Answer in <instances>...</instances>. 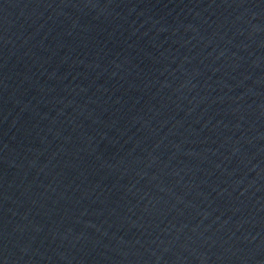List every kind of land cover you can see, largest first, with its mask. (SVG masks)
<instances>
[{
  "label": "water",
  "instance_id": "water-1",
  "mask_svg": "<svg viewBox=\"0 0 264 264\" xmlns=\"http://www.w3.org/2000/svg\"><path fill=\"white\" fill-rule=\"evenodd\" d=\"M0 264H264V0H0Z\"/></svg>",
  "mask_w": 264,
  "mask_h": 264
}]
</instances>
